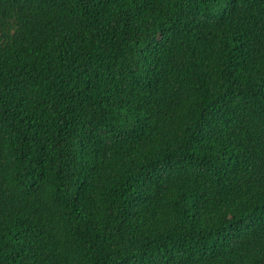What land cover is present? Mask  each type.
Segmentation results:
<instances>
[{"label":"trees","instance_id":"16d2710c","mask_svg":"<svg viewBox=\"0 0 264 264\" xmlns=\"http://www.w3.org/2000/svg\"><path fill=\"white\" fill-rule=\"evenodd\" d=\"M0 264H264V0H0Z\"/></svg>","mask_w":264,"mask_h":264}]
</instances>
